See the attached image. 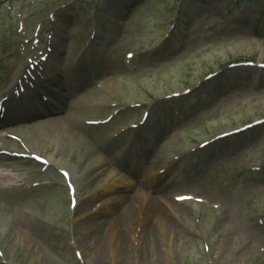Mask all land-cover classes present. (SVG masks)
<instances>
[{
  "label": "rangeland",
  "instance_id": "1",
  "mask_svg": "<svg viewBox=\"0 0 264 264\" xmlns=\"http://www.w3.org/2000/svg\"><path fill=\"white\" fill-rule=\"evenodd\" d=\"M231 5L0 0V97L16 85L13 64L26 65L50 46L51 83L36 98L53 103L39 116L0 123V147L12 150L0 153V264H112L115 242L103 232L97 244L105 256L98 258L96 244L82 248L96 238L99 224L113 230L120 213L135 207L133 198L146 193L165 220L146 224L144 213L121 219L128 247L119 264H264V68L228 65L264 62V0ZM85 62L95 65L94 73H85ZM176 91L180 96L168 97ZM169 108L178 115L164 120ZM144 111L150 118L139 124ZM109 116L102 124L86 123ZM148 133L153 142L140 145ZM221 133L231 134L216 140ZM79 136L84 146L74 141ZM133 139L132 155L115 159L111 152ZM27 148L75 167L84 214L73 213L61 168L27 158ZM101 155L102 165L89 166L90 157ZM113 172L116 188L104 190ZM152 178L157 182L146 188ZM171 182L181 190L169 189ZM181 194L194 199L176 201Z\"/></svg>",
  "mask_w": 264,
  "mask_h": 264
},
{
  "label": "bare ground",
  "instance_id": "2",
  "mask_svg": "<svg viewBox=\"0 0 264 264\" xmlns=\"http://www.w3.org/2000/svg\"><path fill=\"white\" fill-rule=\"evenodd\" d=\"M102 53H103V50H102ZM52 64V63H51ZM22 68V69H21ZM21 68H18V70L19 71H23L24 70V66H21ZM28 68H29V66H28ZM28 68L26 69L25 68V70H24V72H23V74L25 73V74H28L27 73V71H28ZM42 74H44L45 75V78L46 79H44L43 77H42ZM34 75L37 77V78H39L40 80H41V82L42 81H44V82H46V81H48V77L51 75V67L50 66H47L46 65V70L43 72V71H41L40 70V72L39 73H35L34 72ZM25 79V76H21V81H23ZM75 81H76V83L78 84L79 83V81L77 80V79H75ZM76 84V85H77ZM19 86H20V84H18V87L17 88H19ZM39 86V83H38V81L36 82H33L31 85H29V86H27L26 88H25V91L23 92V93H20V95H19V98L20 97H23L24 95H25V93H28V94H30V93H32L37 87ZM16 89V88H15ZM35 100V99H34ZM34 100L31 102V105L32 106H30L29 105V113H31V114H34L35 113V111L36 110H38V107L40 106V105H42V106H44L45 104H43V103H40V102H38V104L37 105H34ZM20 103V102H19ZM19 103H17V104H19ZM17 104H11V109L12 110H16V105ZM12 113V112H11ZM74 141H76V142H78L79 144H81L82 146H84L83 145V143H85L86 144V139H84V138H82V137H77V138H75L74 137ZM87 143H88V145H89V147L87 146V151H92L93 150V148L91 147V144H90V142H88L87 141ZM134 150H130V152L132 153ZM119 154H121V153H119ZM91 162L90 164H89V166H93V167H96V166H98V165H102L103 163H104V160L102 159V157L100 158H98V157H90L89 158V160H88V162ZM139 161L141 162L140 164H139V166L142 164V162H143V158H141V159H139ZM50 162H52L54 165L57 163V161L55 160V159H53V158H50ZM59 163V162H58ZM166 163H168V160L166 161ZM165 163V164H166ZM3 163L2 162H0V165H2ZM59 165H61L60 167L62 168V169H64V168H68L69 170H70V172H71V178L73 179L74 178V176H76V171L74 170V168L75 167H73V166H71L70 164H68V163H60ZM134 173V172H133ZM2 178V175L0 174V179ZM115 178H116V175H114V173H113V176H112V174L107 178V180H106V182H105V184H102V188L104 189V190H107V191H110V190H114L115 188H116V186L115 185H117L116 183V180H115ZM122 185H124L126 188H128V187H130V185L129 184H127V182H125V181H123V183H122ZM134 187H136V183H134ZM148 186L146 185V188H147ZM174 187V186H173ZM176 190V189H175ZM76 196H77V198H78V203H77V205H76V208L75 209H77L76 211H75V214L76 215H81V214H84L85 212H82V207H83V202H82V200L80 199V197H78V194L75 192L74 193ZM147 195V196H146ZM146 195H143V197H142V195H141V197H142V200H139V201H137L136 199L134 200V198H133V203H134V205H135V207H133V206H131V205H129V206H127V208L125 209V211H123V212H121L120 213V215H119V217H118V221H117V227H115L113 230L112 229H108V228H106V227H104L103 226V223H101V224H99L98 225V228H97V230H96V232L95 233H97L95 236H96V238L95 239H93V240H91L90 242H92L91 244H89V246L88 247H86L85 249H83L82 248V250L85 252V251H89L92 247L90 246V245H93V244H96V246L95 247H97L98 246V249H96L95 250V254L98 256V258L99 257H101V256H105V253H104V251H103V249H102V247H100L98 244H97V241L98 240H100V239H102V236H100L101 234H102V232H103V235L104 236H108V237H110V238H112L113 239V241H111V244H113L114 242V248H113V251H112V254L110 255L111 256V258H112V264H119L118 262H117V259H118V256H120V257H123L124 256V253H123V251H122V247H128V242H126V238H123V236H122V233H121V230H122V225H121V219H123L124 217H125V220H126V222H128L127 220H129V221H132V220H136V219H140V216H142V214L144 213V215H145V217H146V224L148 223V222H152V221H156V222H163L164 220H165V217H164V215L165 214H163V208H162V206L159 204V202H157V200L155 199V197L153 196L152 198H150V197H148L149 196V193H146ZM122 199H126L125 197L124 198H122ZM146 199L147 200H149V201H146ZM136 201L138 202V204L136 203ZM139 203H142V204H140L139 205ZM136 204H137V206H143L142 208L143 209H145V210H142L141 209V211H140V214H139V212H137L138 211V209H137V206H136ZM111 212L113 213V210H111L110 211V214H111ZM87 215V214H86ZM104 230V231H103ZM111 230V231H110ZM101 233V234H100ZM79 239H80V241H82V236L80 235L79 237H78V242H80L79 241ZM170 240V239H169ZM100 242V241H99ZM177 244H181L180 243V241H178V240H176L175 241ZM153 244H155V243H153ZM81 247V246H80ZM167 251H169V248H167ZM137 264V263H136Z\"/></svg>",
  "mask_w": 264,
  "mask_h": 264
},
{
  "label": "snow or ice",
  "instance_id": "3",
  "mask_svg": "<svg viewBox=\"0 0 264 264\" xmlns=\"http://www.w3.org/2000/svg\"><path fill=\"white\" fill-rule=\"evenodd\" d=\"M181 199H183V197H181Z\"/></svg>",
  "mask_w": 264,
  "mask_h": 264
}]
</instances>
